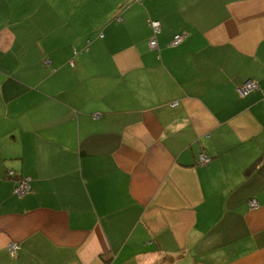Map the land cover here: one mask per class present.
I'll list each match as a JSON object with an SVG mask.
<instances>
[{"label": "crops", "instance_id": "obj_1", "mask_svg": "<svg viewBox=\"0 0 264 264\" xmlns=\"http://www.w3.org/2000/svg\"><path fill=\"white\" fill-rule=\"evenodd\" d=\"M0 264H264V0H0Z\"/></svg>", "mask_w": 264, "mask_h": 264}, {"label": "built area", "instance_id": "obj_2", "mask_svg": "<svg viewBox=\"0 0 264 264\" xmlns=\"http://www.w3.org/2000/svg\"><path fill=\"white\" fill-rule=\"evenodd\" d=\"M148 23H149V26L152 30V35H151L150 40L148 42V46L150 49H156L157 48L156 36L161 31V25L158 21H149ZM182 37H183V35L174 36V38L172 40V45L179 44ZM255 89H257V84L255 82H252V81H247L239 88V93L241 95H246L247 93L254 91ZM198 161L200 163L206 164L210 161V159L208 156H206L204 154H200L198 157ZM8 175L15 176V174L13 172L8 173ZM29 190H30V187H29L28 179L24 178V179H21L18 182V184H16V187L14 188V193L20 197V196L27 194L29 192ZM250 207L251 208L256 207V204L254 201L250 202ZM8 249L12 255H16V251H18L19 246L14 244V243H11V244H9Z\"/></svg>", "mask_w": 264, "mask_h": 264}, {"label": "trees", "instance_id": "obj_3", "mask_svg": "<svg viewBox=\"0 0 264 264\" xmlns=\"http://www.w3.org/2000/svg\"><path fill=\"white\" fill-rule=\"evenodd\" d=\"M149 21H158V20H152V19H149L148 20V22ZM159 22V21H158ZM160 23V22H159ZM160 25H161V23H160ZM148 27H149V29H150V32H151V34H150V37H151V35H152V30H151V28H150V26H149V23H148ZM161 31H162V26H161ZM161 31H160V33H161ZM159 33V34H160ZM159 34H157V36L159 35ZM157 36H156V42H157ZM149 40H150V38H149ZM149 40H148V42H149ZM157 46H158V44H157ZM157 49V48H156ZM247 82V81H246ZM244 84V83H243ZM257 88H258V85H257ZM255 90H257V89H255ZM254 90V91H255ZM251 92H253V91H251ZM251 92H249V93H251ZM202 154V153H201ZM210 159V158H209ZM256 165H257V163H255L254 165H253V167L252 168H254V167H256ZM10 172H13V171H9L8 173H10ZM8 173H7V176L9 177V178H12V179H15V181H16V184H18V182L21 180V179H24V178H26V179H28L27 177H22V176H19L18 174H16L15 172H13L14 174H15V176H10V175H8ZM30 182V179H28V183ZM16 184H15V186H14V188L16 187ZM30 187V186H29ZM30 191V190H29Z\"/></svg>", "mask_w": 264, "mask_h": 264}]
</instances>
